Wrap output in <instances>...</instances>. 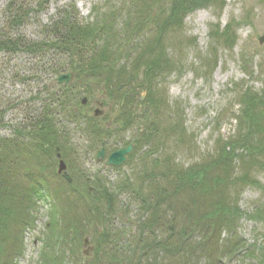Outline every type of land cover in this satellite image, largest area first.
Listing matches in <instances>:
<instances>
[{
  "label": "trees",
  "instance_id": "obj_1",
  "mask_svg": "<svg viewBox=\"0 0 264 264\" xmlns=\"http://www.w3.org/2000/svg\"><path fill=\"white\" fill-rule=\"evenodd\" d=\"M211 1L169 0L167 12L160 16L157 11L161 4L157 0H135L128 9L94 12L92 20L86 22L80 20L73 4L69 10L58 11L46 29L50 32L46 41H29L19 34L2 38L0 33V50L33 54L52 50L64 56V62L54 64L51 72L71 71L75 80L90 79L97 88L99 85L116 105L117 133L139 123L134 140L121 146L132 144L135 154L152 143V150L141 155L143 177L136 184L130 178L110 184L98 173L90 177L77 170L71 161L76 154L70 146L72 131L80 126L98 144L108 136L112 121L109 119L110 125H101L98 118L80 110L81 99L94 95L90 85L75 92L70 86L60 85L28 124L16 128L13 137H0V264H16L24 253V236L34 228L32 221L38 202L48 206L45 226L50 234L42 241L46 253L41 254V264H62L64 254H77L87 234L92 236L89 241L93 258L88 259V264H214L224 254H246L238 230L244 211L239 206L237 190L240 185L259 186L251 170L263 164L260 158L264 157V86L258 90L245 86L240 90V109L232 116L238 130L233 136L217 140L215 154L184 166L176 164L168 153L159 155L156 149L157 145L168 143V136H174L177 144V137L182 139L185 133L182 123L163 126L159 121L165 109L164 99L158 95L159 86L176 68L167 55L166 35L180 28L192 9ZM31 11L25 0H8V25L20 28ZM120 17L121 33L116 30ZM148 28L153 30L150 35L143 33ZM231 29L229 25L220 34L234 42ZM64 66L68 71H64ZM140 90L147 96L145 101L140 100ZM142 103L148 110L141 109ZM74 104L77 111H73ZM58 153L66 160L71 182L55 170ZM49 170L57 184L47 181L45 174ZM148 183L153 190L144 195L142 191ZM123 193L139 200L146 212L145 217L137 219L135 232L128 240L124 238L127 231L111 228L109 222L120 210L115 208L116 199ZM180 214L181 225L177 220ZM94 224L101 229L93 231ZM223 231L228 237L220 240ZM114 238L121 240L113 243ZM251 253L249 257L257 258ZM73 262L78 264V259Z\"/></svg>",
  "mask_w": 264,
  "mask_h": 264
},
{
  "label": "rangeland",
  "instance_id": "obj_2",
  "mask_svg": "<svg viewBox=\"0 0 264 264\" xmlns=\"http://www.w3.org/2000/svg\"><path fill=\"white\" fill-rule=\"evenodd\" d=\"M133 1L135 0H49L47 2L25 0L28 8L32 10L29 19L20 28L14 29L8 25L6 19L5 8L8 0H0L1 37L5 38L6 35L15 37L14 35L19 34L29 41H46L50 37V32L46 29L56 19L61 9L69 10L74 4L80 20L86 22L92 20L95 16L94 12L98 13L107 8L128 9ZM168 1L157 0V3L161 4L160 11H157L160 16L167 12ZM160 20L159 18L158 22ZM116 22V30L120 31L123 17L118 18ZM229 25L232 28L230 32L235 37L234 42L220 34ZM152 31L148 28L143 33L150 35ZM263 35L264 2L261 0H212L192 9L184 16L181 27L174 28V31L166 35L167 55L176 68L168 73L169 76L159 86L158 95L165 102L164 112H162L163 107H160L159 112L162 113L159 121L163 126L182 123L185 133L183 137L181 136L182 139L177 137V144L174 136H168V143L157 145L159 155L168 153L176 164L187 166L215 154L218 139L236 134L238 126L232 116L237 115L240 109L238 96L240 90L245 86L256 90L264 86V41L259 42V38ZM130 41L132 42L131 38ZM138 41L141 42L136 39V42ZM63 60L64 56L47 49L34 54L27 51L0 50V137H13L16 128L28 124L31 116L38 114L40 106L48 102L49 94L60 89L63 83L55 80L59 73L51 72V67L63 63ZM120 61H123L121 56ZM64 68V71H68L67 66ZM86 80L89 81L73 78L66 86H70L72 92H75L82 91L83 86L90 85L94 95L89 94L90 97L87 96L83 106L79 104L80 110H84L83 112L91 117H94L92 112L95 108L102 110L101 116L97 117L101 125L105 122L106 125H110L109 119H111L112 127L102 143L94 144L88 134L78 126L77 130L72 131L73 136L70 140V146L76 153L71 156V161L77 170L83 171L90 177L98 173L110 184L127 178L135 184L140 182L144 169L141 155L152 150V143L136 150L135 154L134 149L133 154L128 156L121 167L107 166L105 161L108 154L121 147L123 142H132L139 123L135 128L117 133L114 123L116 105L105 93L100 94L99 85L97 88L90 79ZM138 95L143 96L142 101L146 100L147 96L143 91L140 90ZM60 98L57 101H60ZM57 101L54 104L59 111ZM76 108L73 107V111ZM141 109L148 110L147 105L143 104ZM102 146L106 153L105 159L97 162L96 153ZM260 159L263 164L251 170V176L256 178L259 186L240 185L237 190L238 203L244 211L238 230L244 240L243 249L247 248V252L246 254L243 251L237 252L232 256L224 254L214 264H246L257 260L259 264H264V157ZM56 168L57 166L55 170ZM46 173L50 176L45 174L48 177L47 181L50 184H57L51 179L53 175L50 170ZM146 185L147 188L144 187L142 191L144 195L150 194L153 190L150 183ZM135 199L131 194H119L115 208L120 210L115 212L109 221L112 222L111 228L121 227L119 229L127 231L128 234L124 236L126 240L135 232L137 219L146 216V212L138 203L139 200ZM179 210L180 207L178 212ZM47 212V205L40 202L36 204L35 217L32 221L34 228L25 234V251L16 264H41V259L44 257L41 254L46 253L42 241L50 236L48 227L45 226L49 219ZM177 220L178 223L181 222V214ZM92 227L93 231L94 228L101 229L99 224H94ZM85 236L89 240L92 239L91 234ZM226 237H228L227 233L221 232L220 240ZM89 240L87 244L80 245L77 254L73 255L72 252L64 254L61 263L75 264L73 259H78V264H88V259H93L90 255L92 241ZM250 253L257 258L249 257ZM58 259H61V256Z\"/></svg>",
  "mask_w": 264,
  "mask_h": 264
},
{
  "label": "water",
  "instance_id": "obj_3",
  "mask_svg": "<svg viewBox=\"0 0 264 264\" xmlns=\"http://www.w3.org/2000/svg\"><path fill=\"white\" fill-rule=\"evenodd\" d=\"M263 41H264V35L259 38V42H263ZM72 79H73L72 73H66V74L59 75L55 80L58 83H63L65 85H67L72 81ZM142 99H143V96L141 97V100ZM85 102H86V98L82 99V104H84ZM102 113H103V111L99 110L97 108L93 112L94 116H100ZM131 151H132L131 145H128L127 147H122V148L112 152L107 157L105 164L107 166H111V167H121L123 165V163L126 161V156ZM57 156L60 158V154H58ZM104 159H105V150H104V148H102L96 154V161L99 162V161H103ZM57 172L59 174H61L62 177L67 182H71V177L69 176V174L66 171V164L62 159H60L58 162ZM119 240H120V238L113 239V243H115ZM84 242H85V244H87L88 239L85 238Z\"/></svg>",
  "mask_w": 264,
  "mask_h": 264
},
{
  "label": "flooded vegetation",
  "instance_id": "obj_4",
  "mask_svg": "<svg viewBox=\"0 0 264 264\" xmlns=\"http://www.w3.org/2000/svg\"><path fill=\"white\" fill-rule=\"evenodd\" d=\"M74 111H77V109L76 110L74 109Z\"/></svg>",
  "mask_w": 264,
  "mask_h": 264
}]
</instances>
